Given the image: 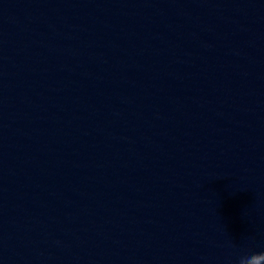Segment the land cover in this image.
<instances>
[{"label":"clouds","instance_id":"obj_1","mask_svg":"<svg viewBox=\"0 0 264 264\" xmlns=\"http://www.w3.org/2000/svg\"><path fill=\"white\" fill-rule=\"evenodd\" d=\"M239 264H264V252L242 257Z\"/></svg>","mask_w":264,"mask_h":264}]
</instances>
